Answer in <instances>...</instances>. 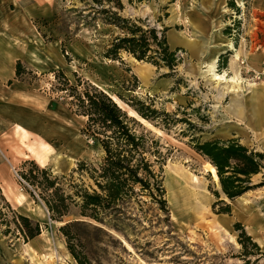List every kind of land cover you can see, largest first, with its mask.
<instances>
[{
    "label": "rangeland",
    "instance_id": "obj_1",
    "mask_svg": "<svg viewBox=\"0 0 264 264\" xmlns=\"http://www.w3.org/2000/svg\"><path fill=\"white\" fill-rule=\"evenodd\" d=\"M120 1L123 7L112 9L121 16L166 28L169 49L178 48L181 58L173 71L125 52L118 60L104 57L119 29L96 16L93 9L99 5L88 0H21L17 5L31 56L16 59L13 77L0 87L21 80L29 94L15 107H0V264H77L59 230L81 220L77 210L51 219L20 173L33 161L53 175L72 174L74 182L89 183L86 174L73 170L79 161L96 164L101 150L81 133L86 117L77 113L72 90L64 89L72 85L79 92L88 83L138 119L124 99L136 97L173 119L164 128L141 121L159 137L165 154L161 179L168 214L144 197L142 209L150 221L134 207L140 219L130 222L133 228L123 226L125 237L113 231L106 236L93 223L79 224L92 264H264V158L261 171L251 177L254 187L228 199L207 161L188 144L192 135L237 138L264 154V0ZM103 5L113 4L103 0ZM17 61L21 78L15 76ZM0 92L4 102L8 88ZM13 109L28 118L32 132L24 128V134L6 117ZM169 169L195 183L189 194L202 202L200 212L173 205L165 181ZM227 206L229 211L221 212ZM18 215L38 222L40 233L25 240Z\"/></svg>",
    "mask_w": 264,
    "mask_h": 264
},
{
    "label": "trees",
    "instance_id": "obj_2",
    "mask_svg": "<svg viewBox=\"0 0 264 264\" xmlns=\"http://www.w3.org/2000/svg\"><path fill=\"white\" fill-rule=\"evenodd\" d=\"M88 1L99 5L93 9L96 16L119 29L106 47L104 57L118 60L120 52H125L138 60L173 71L181 58L177 54L178 48L169 49L166 28L159 30L140 18L121 16L112 9L113 6L118 10L123 7L120 0H105L113 4L108 7L103 5V0ZM21 73L22 64L17 61L15 76L21 78ZM63 83L68 87L69 81L65 76ZM64 89L72 90L69 96L77 107V113L86 117L81 133L91 137L101 150L96 164L79 161L73 170L86 174L89 183L74 182L72 174L53 175L49 169L39 167L33 161H27L29 168L22 171L20 177L36 191L51 219L61 220L73 209L77 210L81 220L68 221L59 230L77 264H92L80 236L79 224L93 223L94 228L106 236L111 237L113 231L125 237L127 233L123 226L133 228L130 222L140 219L132 212L134 207L150 221L142 209L147 203L144 197L168 214L161 179L165 154L159 137L144 127L140 119L163 128L173 119L169 113L152 108L136 97L124 99L138 119L129 115L105 91L89 83L79 92L72 85ZM188 144L214 167L221 191L228 199H234L254 187L251 177L261 171L263 153L248 148L237 138L201 139L192 135ZM30 194L34 197L32 192ZM228 211L227 206L221 212ZM18 217L23 221L25 240L40 233L38 222L32 224L27 217ZM237 226L240 224L236 223ZM118 243L121 244L120 241ZM98 251L104 253L107 249L98 247Z\"/></svg>",
    "mask_w": 264,
    "mask_h": 264
},
{
    "label": "crops",
    "instance_id": "obj_3",
    "mask_svg": "<svg viewBox=\"0 0 264 264\" xmlns=\"http://www.w3.org/2000/svg\"><path fill=\"white\" fill-rule=\"evenodd\" d=\"M17 5H21V0H0V85H3L7 79L14 75V62L16 59H23L31 56L32 43L25 41L22 37L21 10H17ZM31 40V39H30ZM26 85L21 80H14L6 89L0 87V91L5 92L8 88L7 99L1 101L0 107L6 104V107H15L23 100L22 96L29 94ZM1 93V92H0ZM16 109V108H15ZM28 110V109H27ZM8 111L7 118L14 119V123H19L18 127L26 134V131L32 132L28 126V118L21 117L18 113ZM25 128V129H24ZM28 147V145L26 146ZM28 152V151H27ZM33 155L32 153L28 152ZM39 162V157L33 155ZM240 197V196H239ZM69 255V252H67Z\"/></svg>",
    "mask_w": 264,
    "mask_h": 264
},
{
    "label": "bare ground",
    "instance_id": "obj_4",
    "mask_svg": "<svg viewBox=\"0 0 264 264\" xmlns=\"http://www.w3.org/2000/svg\"><path fill=\"white\" fill-rule=\"evenodd\" d=\"M214 59V58H213ZM213 78H220V75L216 73H212ZM114 99V98H113ZM116 101V100H115ZM117 102V101H116ZM118 103V102H117ZM119 105V103H118ZM141 121H144L143 119H140ZM207 165L209 166V170L214 176L215 179H217L216 172L214 167L207 162ZM166 185L169 188V195L168 198L171 200L174 206H177L178 210L185 209L186 212H200L202 209V202L200 201H194L193 198H190V193H193L192 187L196 185H190V179L185 176L183 173H177L175 170L169 169L167 176H166ZM180 186L177 188L176 186ZM184 184V185H181ZM185 184H187L190 187H187ZM175 187L177 189H175ZM175 189V190H174ZM190 189V191H189ZM190 214V213H188ZM191 218V217H190Z\"/></svg>",
    "mask_w": 264,
    "mask_h": 264
}]
</instances>
